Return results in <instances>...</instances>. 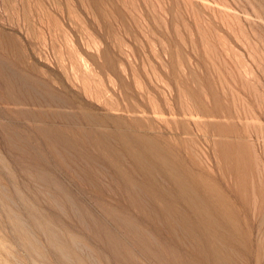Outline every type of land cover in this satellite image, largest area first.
I'll list each match as a JSON object with an SVG mask.
<instances>
[{"label":"rangeland","instance_id":"374dc122","mask_svg":"<svg viewBox=\"0 0 264 264\" xmlns=\"http://www.w3.org/2000/svg\"><path fill=\"white\" fill-rule=\"evenodd\" d=\"M175 178L264 264V0H0V264H209Z\"/></svg>","mask_w":264,"mask_h":264},{"label":"bare ground","instance_id":"6f19581e","mask_svg":"<svg viewBox=\"0 0 264 264\" xmlns=\"http://www.w3.org/2000/svg\"><path fill=\"white\" fill-rule=\"evenodd\" d=\"M57 131V130H56ZM60 132V131H59ZM126 132V131H125ZM100 133V132H99ZM114 133V132H113ZM117 133V132H116ZM115 133V134H116ZM122 133V132H121ZM96 134V133H95ZM103 134H105V133H103ZM107 134V133H106ZM124 134H126V133H124ZM128 134V133H127ZM130 134V133H129ZM57 135V134H56ZM99 135V134H98ZM97 135V136H98ZM100 135H101V133H100ZM117 135V134H116ZM118 135H122V134H119L118 133ZM117 135V137H119ZM144 135V134H143ZM94 137H95V139H96V137L97 136H95V135H93ZM107 136H108V134H107ZM112 136V135H111ZM132 136V135H131ZM130 136V137H131ZM100 137H102V135L100 136ZM104 137V136H103ZM103 137H102V139H103ZM127 137H128V135H127ZM135 138H136V141L138 142V143H142V144H144L145 146H146V148H147V150L149 151V152H151L152 153V151H154L153 153H154V156H155V153H156V151L158 150H160V149H158L159 148V146H161V145H159V142H158V137L159 136H157V140L156 139H150L149 138V136H148V138L147 137H136V135L134 136ZM155 138H156V136H154ZM61 138H62V136H61ZM120 138H121V136H120ZM123 138V137H122ZM126 138V137H125ZM129 138V137H128ZM132 138V137H131ZM131 138H129V141H130V139ZM106 139V138H105ZM124 139V138H123ZM133 139V138H132ZM125 140V139H124ZM159 140H161V138L159 139ZM101 141H103V140H101ZM96 142H98L97 140H96ZM109 142V141H108ZM122 142H124L123 140H122ZM128 142V141H127ZM133 142V141H132ZM137 142H135V143H137ZM163 142V141H162ZM106 143V142H105ZM105 143H104V145H105ZM110 143V142H109ZM125 143V142H124ZM161 143V142H160ZM97 144H99V142L97 143ZM101 144V143H100ZM99 144V145H100ZM103 144V143H102ZM101 144V145H102ZM126 144V143H125ZM162 144V143H161ZM166 144V143H165ZM108 145V144H107ZM103 146V145H102ZM138 146V145H137ZM144 146V147H145ZM164 146V145H163ZM132 147V146H131ZM135 147V146H134ZM139 148V147H138ZM109 149V148H108ZM125 149V148H124ZM127 149V148H126ZM131 149V148H130ZM136 149H137V147H136ZM113 150V149H112ZM129 150V149H128ZM127 150V151H128ZM143 150H145V149H143ZM142 150V151H143ZM164 150V149H163ZM166 150H167V147H166ZM171 150V149H170ZM107 151V150H106ZM106 151L104 150V152L106 153ZM116 151V150H115ZM126 151V150H125ZM135 151V150H134ZM141 150L139 151V152H142ZM109 152V151H108ZM138 152V151H137ZM138 152V153H139ZM144 152V151H143ZM171 152V151H170ZM172 152H175V151H172ZM118 153V152H117ZM129 155H131L130 153H132L131 152V150H129ZM128 153H126V154H128ZM145 153V152H144ZM169 153V152H168ZM111 155H113V153H110ZM156 154H158V153H156ZM167 154V153H166ZM170 154V153H169ZM172 154H174V153H172ZM178 154V153H177ZM106 155V154H105ZM128 155V156H129ZM142 155H144V154H142ZM150 155V154H149ZM159 155V154H158ZM157 155V157H159ZM165 155V154H164ZM171 155V154H170ZM175 155V154H174ZM225 155V154H224ZM110 156V155H109ZM108 155H107V157H109ZM116 156V155H115ZM132 156V155H131ZM135 156H137V155H135ZM146 156H147V154H146ZM151 157H154L152 154L150 155ZM168 156V155H167ZM130 157V156H129ZM156 157V156H155ZM163 157V156H162ZM162 157H160V158H162ZM166 156H164V158H165ZM177 157V156H176ZM179 157V156H178ZM113 158H115L114 156H113ZM143 158H144V156H143ZM148 158V157H147ZM150 158V157H149ZM168 157H166V159H167ZM144 159H146V158H144ZM158 159V158H157ZM182 159V158H181ZM111 160V159H110ZM147 160V159H146ZM145 160V161H146ZM156 160V159H155ZM159 160V159H158ZM176 160V159H175ZM117 161H120V160H117ZM136 161V160H135ZM138 161V160H137ZM172 161H174V160H172ZM177 161V160H176ZM140 162V161H139ZM168 162H169V160H168ZM159 163V162H158ZM162 163H165V162H162ZM181 163V162H180ZM179 163V164H180ZM116 164V163H115ZM114 164V165H115ZM132 164H134V163H132ZM185 164V163H184ZM183 164V165H184ZM182 165V166H183ZM119 166V165H118ZM117 166V167H118ZM122 166V165H121ZM182 166H180V167H182ZM134 167V166H133ZM141 167H143V166H141ZM151 168H152V166H150ZM149 167V168H150ZM162 167V166H161ZM164 167V166H163ZM162 167V168H163ZM175 167V166H174ZM150 168V169H151ZM156 168V167H155ZM161 168V169H162ZM179 167H177V169H178ZM120 169V170H119ZM124 169V168H123ZM164 169V168H163ZM180 169V168H179ZM119 170V171H118ZM118 173L119 172H122L123 170H122V167L121 168H118ZM125 170V169H124ZM133 170H134V168H133ZM132 170V171H133ZM137 170V169H136ZM157 170V169H156ZM168 170V169H167ZM189 170V169H188ZM127 172H128V170H126ZM131 171V172H132ZM151 171V170H150ZM166 171V170H165ZM179 171V170H178ZM177 171V172H178ZM181 171V170H180ZM125 172V171H124ZM131 172H129V173H131ZM136 172V171H135ZM152 172V171H151ZM158 172V171H157ZM162 172V171H161ZM169 172H170V170H169ZM128 173V174H129ZM139 173V172H138ZM144 173V172H143ZM146 173V172H145ZM144 173V174H145ZM176 173V172H175ZM192 173V172H191ZM125 174V173H124ZM127 174V173H126ZM125 174V175H126ZM127 174V175H128ZM140 174V173H139ZM171 174H173V173H171ZM122 175H123V173H122ZM120 176L121 178L123 177V176ZM126 175V176H127ZM131 175H133V174H131ZM176 175V174H175ZM179 175V174H178ZM184 175V174H183ZM192 175H193V173H192ZM196 175H198V174H196ZM125 176V177H126ZM139 176V175H138ZM151 176V175H150ZM153 176V175H152ZM167 176L169 177V175L167 174ZM180 176H182V175H180ZM179 176V177H180ZM185 176V175H184ZM128 177H130V176H128ZM133 177V176H132ZM132 177H130V178H132ZM142 177V176H141ZM145 177H147L146 175H145ZM145 177H143V178H145ZM165 177V176H164ZM174 176H172V178H173ZM176 177H178L177 175H176ZM138 178V177H137ZM156 178V177H155ZM161 178V177H160ZM171 178V177H170ZM200 178V177H199ZM198 178V179H199ZM122 179H124V182H125V178L123 177ZM162 179H164V178H162ZM182 179H183V177H182ZM195 180H197L196 178H194ZM132 180H134V182H135V179H134V177L132 178ZM138 180V179H137ZM145 180V179H144ZM144 180H142V181H144ZM157 180H160V179H158L157 178ZM184 180H186V179H184ZM127 181V180H126ZM162 181V180H161ZM181 180L180 179H174L173 180V184H174V186H173V190H171L170 189V192L172 193H169V196H170V194L171 195H173V198H174V202H172V204L174 203L175 204V199H176V201L178 202V203H180V202H183V204L185 203L186 205H187V210H186V212H184V213H186L187 214V211L189 210V213H190V215H188V216H186L185 218H189L190 216V218L189 219H192V220H194V221H192V222H194L193 223V225L190 227L189 226V222H190V220L188 219V221L189 222H187V226H189V228L192 230V233H197V231H198V233H199V237H200V239H199V241H200V243L197 245V246H199L200 245V250H201V252H205L206 254H205V261H206V263H209V264H215V263H217V262H221L222 260H221V257H220V255L218 254V252L220 251V249H219V251L217 250V248H218V246L216 245V243L218 242H216L215 243V245L216 246H214L213 245V241L212 240H216L218 237H222V235H221V233H220V231H222V230H220L218 227H216V225H214V220L215 219H213V218H221L223 221H221V219L220 220H218V222H222L223 224V226H224V228L226 227V228H231V229H234L235 230V226H234V224H231V221H228V216H230L231 214V212H232V209L231 208H229V206H228V201H226L224 198V196L220 193V192H218L217 191V189H215V188H213L211 185H210V183L209 184H207L206 182L205 183H203V185L201 186V187H199V190L201 191V189L203 188V191L201 192L202 194V197H198V196H196V195H199V194H197V192H194L191 188H182V186H183V183L182 182H180ZM187 181H189V180H187ZM187 181H186V184H187ZM128 182V181H127ZM129 182H131V179H130V181ZM133 182V181H132ZM133 182V183H134ZM157 182V181H156ZM194 182V181H193ZM192 182V183H193ZM200 182V181H199ZM203 182V181H202ZM136 183V182H135ZM155 183V182H154ZM191 183V182H190ZM197 183V182H196ZM195 183V184H196ZM157 184H158V182H157ZM165 184V183H164ZM167 184V186H168V183H166ZM185 184V185H186ZM124 185H127V183L126 184H124ZM130 185H133V184H130ZM137 185V184H136ZM162 185V184H161ZM135 185H133V187H134ZM149 187H150V185H148ZM170 186V185H169ZM132 186H130V188H133ZM141 187V186H140ZM145 187V186H144ZM187 187V186H186ZM190 187V186H189ZM197 187H198V184H197ZM137 188V187H136ZM141 188H143V185H142V187ZM150 188H152V187H150ZM168 188V187H167ZM171 188V187H170ZM197 189V188H196ZM150 190V189H149ZM153 190V189H152ZM155 190H157L158 191V193L159 194H161L162 196H165V192L163 193L162 191H163V189H162V191H161V189H159V187L157 188V187H155ZM165 190V189H164ZM132 191V190H131ZM143 191V190H142ZM166 191V190H165ZM197 191V190H196ZM125 192H127V191H125ZM148 192V191H147ZM146 192V193H147ZM199 192V191H198ZM156 193V192H155ZM128 194V193H127ZM151 194V193H150ZM153 194V193H152ZM157 194V193H156ZM166 194H167V192H166ZM147 195H148V193H147ZM138 196V195H137ZM149 197H151L150 195H148ZM157 196H158V194H157ZM162 196L160 197V198H162ZM200 196V195H199ZM135 197V196H134ZM153 197H155V199L157 198L156 197V195L155 196H153ZM159 198V199H160ZM164 198H166V197H164ZM167 198H169V197H167ZM170 198H172V197H170ZM172 198V199H173ZM151 199H153L152 197H151ZM171 199V200H172ZM132 200V199H131ZM134 200V199H133ZM140 200V199H139ZM165 200V199H164ZM167 200V199H166ZM170 200V199H169ZM151 201V200H150ZM155 201H158V200H155ZM155 201H152L153 203H155ZM160 201V200H159ZM163 201V200H162ZM168 201V200H167ZM134 202V204L133 205H135V201H133ZM142 202V201H141ZM157 204L159 203V202H156ZM169 203H171V202H169ZM136 207L138 206V202H136ZM139 204H140V202H139ZM163 204V203H162ZM164 204H165V206H166V202H164ZM163 204V205H164ZM183 204H180V206L182 205L183 206ZM132 205V204H131ZM143 205V206H142ZM156 205V204H155ZM159 205H160V203H159ZM169 205V204H168ZM141 206L142 207H144L145 205L144 204H142L141 203ZM153 206V205H152ZM173 206H178L177 204L176 205H173ZM179 206V207H180ZM181 206V207H182ZM135 207V208H136ZM140 207V206H139ZM155 207V206H154ZM178 207V208H179ZM134 208V207H133ZM138 208V207H137ZM137 208H136V211H137ZM151 208H153V207H151ZM158 208V206L156 207V209ZM168 209H172L170 206L169 207H167ZM184 208V207H183ZM186 208V207H185ZM145 209V208H144ZM148 209V208H147ZM143 210V209H142ZM142 210H140L139 209V211H142ZM165 211H166V209H164ZM173 211H174V208L172 209ZM185 210V209H184ZM148 211H149V209H148ZM153 211V210H152ZM180 211H181V209H180ZM144 212V211H143ZM154 212V211H153ZM156 212V211H155ZM154 212V213H155ZM157 212H158V210H157ZM162 212H164V211H162ZM168 212V211H167ZM170 212H171V210H170ZM169 212V214H172V213H170ZM142 213V212H141ZM145 213H146V211H145ZM153 213V214H154ZM176 212L174 211V213H173V215L175 214ZM146 214H148V213H146ZM159 214V213H158ZM163 214V213H162ZM161 214V215H162ZM178 214V213H177ZM180 214H181V216L183 215L182 214V211L180 212ZM226 214H228V216L226 215ZM142 215V214H141ZM143 215H145V214H143ZM149 215V214H148ZM151 215V214H150ZM155 215V214H154ZM185 215V214H184ZM184 215H183V217H184ZM146 216V215H145ZM145 216H144V218H145ZM167 215H165V216H163L164 218L166 217ZM175 216V215H174ZM178 216V218H176V219H178L179 220V214L177 215ZM227 217V219H225L226 217ZM148 217H150V216H148ZM147 216H146V218H148ZM152 217V216H151ZM151 217L149 218V219H151ZM157 217V216H156ZM160 217V215H158V218ZM163 217H161V219L163 218ZM232 217V216H231ZM153 218H155V217H153ZM153 218H152V221H153ZM158 218H156V219H158ZM160 219V218H159ZM158 219V220H159ZM175 219V218H174ZM233 219V218H232ZM165 220V219H164ZM184 221H186L185 219H183ZM149 221V220H148ZM161 222L163 221V220H160ZM166 221H167V218H166ZM233 221V220H232ZM150 222H151V220H150ZM149 222V223H150ZM154 222V221H153ZM171 222H172V220H171ZM181 221L179 220V222L178 223H180ZM233 222H235V221H233ZM172 223H174V222H172ZM172 223H169V224H172ZM186 223V222H185ZM152 224H154V223H152ZM156 224V223H155ZM163 224V223H162ZM161 224V226H163ZM183 224H184V222H183ZM182 224V225H183ZM191 224V223H190ZM217 224V223H216ZM166 225V222H165V224H164V226ZM182 225H180V227H182ZM219 225V224H218ZM167 226V225H166ZM165 226V227H166ZM174 226V225H173ZM184 227H185V225H183ZM156 227H158L159 228V226H156ZM170 227H172L171 225H170ZM221 227V226H220ZM167 228V227H166ZM166 228H164V230L166 229ZM187 228V227H186ZM223 228V229H224ZM161 229V228H160ZM180 229V228H179ZM230 229V230H231ZM162 230V229H161ZM174 230H176L177 231V229H175V227H174ZM184 230H188V229H185L184 228ZM196 232H195V231ZM220 230V231H219ZM225 230H227V229H225ZM224 230V231H225ZM166 231V230H165ZM175 231V232H176ZM183 231V230H182ZM155 232H157V231H155ZM189 232V231H188ZM229 232H231V231H229ZM228 232V233H229ZM233 230H232V233H230L231 235H233ZM229 234V235H230ZM188 235H190L191 236V232H190V234L188 233ZM196 235V234H195ZM187 236V235H186ZM226 236V235H225ZM169 237V236H168ZM178 237V236H177ZM228 237V236H227ZM236 237V236H235ZM171 238V237H170ZM169 238V239H170ZM193 238V237H192ZM224 238V237H223ZM178 239V238H177ZM219 239V238H218ZM144 240V239H143ZM171 240L172 241H174L172 238H171ZM179 240V239H178ZM233 240H234V238H233ZM172 241H171V243H172ZM212 241V242H211ZM228 243H231L232 241H230V240H226ZM181 242V241H180ZM227 242H225L226 243V245H228V243ZM236 242V241H235ZM174 243V242H173ZM210 243H212L211 245H210ZM218 243H220V242H218ZM224 243V242H223ZM224 243V244H225ZM169 244V243H168ZM176 244V243H175ZM231 244H233V243H231ZM220 245H222V244H220ZM225 246V245H224ZM229 246V245H228ZM165 247V246H164ZM167 247V246H166ZM169 247V246H168ZM210 247V248H209ZM221 247V246H220ZM219 247V248H220ZM223 247V246H222ZM230 247H231V245H230ZM229 247V248H230ZM171 248V247H170ZM169 248V249H170ZM173 248V247H172ZM171 248V249H172ZM180 248V247H179ZM228 248V247H227ZM227 248H225V249H227ZM233 248V247H232ZM231 248V249H232ZM198 249V248H197ZM224 249V250H225ZM230 249V250H231ZM174 250V249H173ZM171 251V252H174V251ZM181 250V249H180ZM179 250V251H180ZM222 250H223V248H222ZM166 251H168V253H169V250H166ZM189 251H190V249H189ZM232 252H233V249L231 250ZM187 252V250H185V253ZM221 252V251H220ZM223 252V251H222ZM227 252V251H226ZM230 251H228V253H229ZM166 253V252H165ZM174 253H176V252H174ZM171 254V253H170ZM173 254V253H172ZM189 254V253H188ZM202 254V253H201ZM174 255H176L177 256V254H173V256ZM182 255V254H181ZM184 256V255H183ZM187 256H189V255H187ZM196 257V256H195ZM229 257H230V255H229ZM228 257V258H229ZM184 258H186V257H184ZM183 258V259H184ZM190 258V257H189ZM188 257H187V259H189ZM231 258V257H230ZM174 259H177L176 257L174 258ZM178 259H182V258H178ZM182 259V260H183ZM187 259H185V260H187ZM193 259V258H192ZM191 259V260H192ZM223 259V258H222ZM225 259V258H224ZM195 260V259H194ZM200 261H201V259H199ZM232 260V259H231ZM225 261H226V259H225ZM177 262H180V261H178L177 260ZM185 262V261H184ZM196 262V261H195ZM227 262V264L228 263H231V262H229V261H226ZM187 263V262H186ZM185 264V263H184ZM193 264H197V263H194L193 262ZM234 264H236L235 262H234Z\"/></svg>","mask_w":264,"mask_h":264}]
</instances>
